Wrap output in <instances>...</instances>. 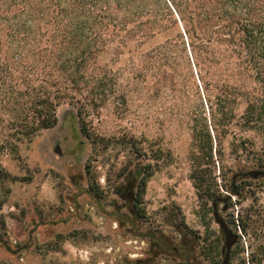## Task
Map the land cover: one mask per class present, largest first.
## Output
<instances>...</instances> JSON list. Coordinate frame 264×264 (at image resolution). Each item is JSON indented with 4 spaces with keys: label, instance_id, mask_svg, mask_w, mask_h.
<instances>
[{
    "label": "trees",
    "instance_id": "obj_1",
    "mask_svg": "<svg viewBox=\"0 0 264 264\" xmlns=\"http://www.w3.org/2000/svg\"><path fill=\"white\" fill-rule=\"evenodd\" d=\"M107 56L128 65L114 71ZM121 74L136 83L149 79L153 90L197 97L191 111L200 115L193 119L190 177L197 196L211 209L223 199L228 204L230 197L219 191L226 184L216 181L213 156L222 161L238 100L245 102L240 116L244 131L260 133L264 142V0H0V157L19 158V143L54 127L57 107L65 102L76 108L85 138L94 145L106 140L90 129L85 115L110 100L117 109L126 105L134 90L120 84ZM174 82H182L180 88ZM126 137L116 140H126L135 156L146 161L126 163L113 193L121 207L140 218L147 181L170 155L152 142L142 146L133 133ZM259 155L258 168L247 160L236 176L264 171V150ZM205 159L212 167H200ZM18 179L30 178L11 174L0 159V208L9 191L5 181ZM95 189L90 185L86 193L98 197ZM228 191L240 194L234 183ZM118 219L127 218L121 214ZM235 222L245 233H259L247 244V262L253 264L264 257V223L245 224L240 216L231 219L236 227ZM5 226L0 213V242Z\"/></svg>",
    "mask_w": 264,
    "mask_h": 264
},
{
    "label": "rangeland",
    "instance_id": "obj_2",
    "mask_svg": "<svg viewBox=\"0 0 264 264\" xmlns=\"http://www.w3.org/2000/svg\"><path fill=\"white\" fill-rule=\"evenodd\" d=\"M107 58L114 71H121L124 60ZM120 79V84L134 90L126 105L117 109L110 100L97 111L88 109L85 115L90 129L106 140L94 145L85 138L76 108L65 102L57 107L54 127L19 143V158L0 157L8 172L30 178L5 181L9 191L0 208L6 225L0 264H185L183 254L186 264L221 262L223 240L218 224L209 201L197 196L190 177L191 153L195 151L193 119L200 115L191 111L197 97L169 88L153 90L148 88L149 79L136 83L122 74ZM181 84L174 82L173 87ZM244 106L238 100L223 140L222 161L213 156V167L206 159L200 164L213 168L217 183L226 184L219 188L220 194L230 197L226 210L221 209L223 203L218 204L220 216L240 240L232 247L229 264H248L247 244L259 235L241 231L231 219L240 216L252 226L264 223V177L236 176L247 160L258 168V156L264 150L260 133L244 131L240 124ZM131 133L142 146L152 142L170 155L147 181L140 218L121 207L122 201L113 193L126 163L146 161L142 155L135 156L126 140H116ZM244 137L248 140L241 141ZM250 150H256L255 154ZM233 183L240 194L228 191ZM90 185L97 187L100 197L86 193ZM121 214L125 221L118 219ZM253 264H264V257L259 260L258 256Z\"/></svg>",
    "mask_w": 264,
    "mask_h": 264
},
{
    "label": "water",
    "instance_id": "obj_3",
    "mask_svg": "<svg viewBox=\"0 0 264 264\" xmlns=\"http://www.w3.org/2000/svg\"><path fill=\"white\" fill-rule=\"evenodd\" d=\"M248 175L251 176L252 178H256L257 176L264 177V171L252 170L248 172ZM223 200H224V204L221 209L226 210L227 209V204L225 202L226 199H223ZM212 215H213L214 221L218 224L219 232L223 240V244L221 247L222 259H221L220 264H228L231 249L237 243L238 237L236 233H233L230 230L227 223L220 216L219 211H218V205L216 202H213L212 204Z\"/></svg>",
    "mask_w": 264,
    "mask_h": 264
},
{
    "label": "flooded vegetation",
    "instance_id": "obj_4",
    "mask_svg": "<svg viewBox=\"0 0 264 264\" xmlns=\"http://www.w3.org/2000/svg\"><path fill=\"white\" fill-rule=\"evenodd\" d=\"M183 256H187L186 254H183Z\"/></svg>",
    "mask_w": 264,
    "mask_h": 264
}]
</instances>
